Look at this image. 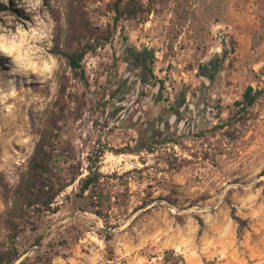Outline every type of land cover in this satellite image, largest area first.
Segmentation results:
<instances>
[{
	"label": "rangeland",
	"instance_id": "rangeland-1",
	"mask_svg": "<svg viewBox=\"0 0 264 264\" xmlns=\"http://www.w3.org/2000/svg\"><path fill=\"white\" fill-rule=\"evenodd\" d=\"M111 1L0 0V244L1 183L16 184L51 131L81 175L19 237L16 263L167 264L169 251L179 264H264V0H143L148 14L90 40L83 80L61 55L67 17L103 35ZM147 137L152 152H130ZM88 158L118 197L106 220L71 203Z\"/></svg>",
	"mask_w": 264,
	"mask_h": 264
},
{
	"label": "trees",
	"instance_id": "trees-1",
	"mask_svg": "<svg viewBox=\"0 0 264 264\" xmlns=\"http://www.w3.org/2000/svg\"><path fill=\"white\" fill-rule=\"evenodd\" d=\"M108 7L114 15L103 35L93 31V34H89L86 25L81 23L75 25L73 17L71 15L67 17L66 46L61 51V55L74 75L83 80L85 75L82 62L86 53L94 46L89 43L90 40L107 42L113 36L116 23L120 19H136L151 11L150 6L146 5L143 0H112ZM74 27H77L81 33L75 40V33L72 30ZM85 39L88 42L82 43ZM75 41H78V45L74 47ZM160 83L163 82L160 81ZM251 90L252 88L248 86L244 92L245 95H248ZM144 139L139 143V147L130 149V152H152L153 143L150 137ZM71 151L72 148L65 144L61 145L57 137L52 138L51 131H45L39 135L26 165L17 172L16 184L9 186L7 183H1L5 202L3 216L5 217L6 241L0 244V264H25L32 258L31 256L25 257L16 263L25 253L19 248V237L26 230L35 232L40 228L45 216L57 211L59 206L57 198L81 175L80 162L73 164V161H69L73 160L69 159V156L67 160L59 159ZM88 162V173L79 178V190L73 194L71 203L81 212L90 211L106 220L105 206L110 207L111 199L118 200V197L111 196L107 190L105 178L108 176L98 170L94 161L88 158ZM66 164L68 165L65 166ZM231 217L240 227L246 225V220L235 215L234 209H231ZM33 242L40 247L41 244L37 243V239ZM49 244L51 246L53 242ZM37 254L38 252L35 251L34 256L36 257ZM163 260L167 264H179L183 261V257L173 256V253L165 251Z\"/></svg>",
	"mask_w": 264,
	"mask_h": 264
}]
</instances>
